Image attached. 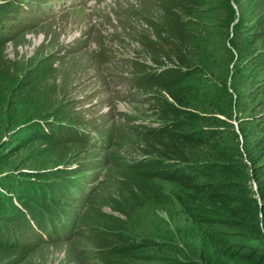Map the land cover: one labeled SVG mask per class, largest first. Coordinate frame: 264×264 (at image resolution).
Instances as JSON below:
<instances>
[{"label":"trees","instance_id":"16d2710c","mask_svg":"<svg viewBox=\"0 0 264 264\" xmlns=\"http://www.w3.org/2000/svg\"><path fill=\"white\" fill-rule=\"evenodd\" d=\"M49 1L0 0V264H39L79 223L85 264H264V0H152L120 16L111 47L137 48L118 79L152 124L100 130L65 100L66 56L7 54ZM97 57L117 61L103 45ZM127 145L138 157L107 153L118 177L92 191L94 158Z\"/></svg>","mask_w":264,"mask_h":264},{"label":"rangeland","instance_id":"374dc122","mask_svg":"<svg viewBox=\"0 0 264 264\" xmlns=\"http://www.w3.org/2000/svg\"><path fill=\"white\" fill-rule=\"evenodd\" d=\"M149 2L152 0H50L44 6L46 11L41 15L42 18L36 13H24V22L30 28L20 21L18 23L25 26L24 29L29 34L17 39L19 47L9 44L7 54L10 59L18 58L25 62L42 55L66 56L63 67H59L65 100L77 106L73 113L90 120V125L86 127L88 130H95L91 126H98L97 130H100L99 126L102 124H114L121 129L125 122L123 116L138 118L143 124L151 125L152 122L147 121L149 113L145 112L144 105L132 97L135 94L134 87L130 89V83L120 82L118 79L131 72L118 60L133 58V50L137 45L127 39L123 40V37L118 38V45L111 47V42L109 43L110 34L119 23L118 18ZM31 7L35 9L34 4L25 5L24 9ZM33 16L39 21L33 20ZM102 45L104 49L114 52L117 61L99 60L97 55ZM123 50L129 53L122 54ZM125 136L127 135L123 137ZM115 152L128 162L138 157L137 151L127 145L122 149L113 146L101 153L102 156L94 158L97 162L82 174L87 180H91L92 191L102 180L101 176H106L103 179L106 183L114 182L118 177V169L106 156L107 153ZM102 190L100 186V190L97 189L94 193L99 194ZM104 211L112 212L109 207H105ZM85 233L83 224L79 223L76 236L67 242L44 248L41 258L35 261L39 264H85L78 262L79 257L84 260L88 255V243L83 238ZM81 251L84 252L83 255L79 253Z\"/></svg>","mask_w":264,"mask_h":264}]
</instances>
